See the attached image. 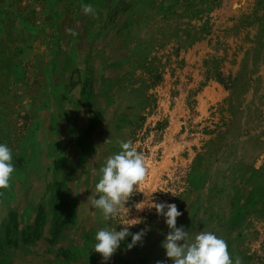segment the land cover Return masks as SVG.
<instances>
[{
    "label": "rangeland",
    "instance_id": "obj_1",
    "mask_svg": "<svg viewBox=\"0 0 264 264\" xmlns=\"http://www.w3.org/2000/svg\"><path fill=\"white\" fill-rule=\"evenodd\" d=\"M259 53L264 0H0V143L15 166L0 264H172L170 229L141 201L175 203L190 236L213 232L241 264H264ZM128 140L145 175L105 221L91 198ZM103 227L146 234L104 261Z\"/></svg>",
    "mask_w": 264,
    "mask_h": 264
},
{
    "label": "clouds",
    "instance_id": "obj_2",
    "mask_svg": "<svg viewBox=\"0 0 264 264\" xmlns=\"http://www.w3.org/2000/svg\"><path fill=\"white\" fill-rule=\"evenodd\" d=\"M81 7L85 14H94L91 4H82ZM14 170L12 149L7 144L0 143V190L9 187ZM145 171L143 156L138 153L132 141H121L119 152L109 156L100 168V178L95 185L96 195L91 198V206L100 211L103 220L115 218L122 203L129 200L134 191H140ZM141 202L135 204L136 209L142 210L145 206L155 208L157 215L164 218L170 229L161 246L172 264H241L238 256L230 257L226 242L215 233L200 231L192 237L183 226L177 227V218L182 213L175 203L153 201L141 206ZM140 222L120 225L132 226ZM145 234L146 229L131 233L129 227H122L120 230L103 227L95 233L92 250L107 261L120 248L122 241L127 242L129 236L131 241L126 243V247L130 250L142 241ZM157 264H166V261H157Z\"/></svg>",
    "mask_w": 264,
    "mask_h": 264
},
{
    "label": "crops",
    "instance_id": "obj_3",
    "mask_svg": "<svg viewBox=\"0 0 264 264\" xmlns=\"http://www.w3.org/2000/svg\"><path fill=\"white\" fill-rule=\"evenodd\" d=\"M258 57H259V60H264V55L262 54V53H259L258 54ZM264 62V61H263ZM263 62L262 63H260L261 65H263Z\"/></svg>",
    "mask_w": 264,
    "mask_h": 264
}]
</instances>
